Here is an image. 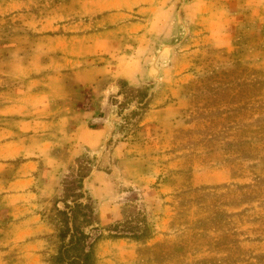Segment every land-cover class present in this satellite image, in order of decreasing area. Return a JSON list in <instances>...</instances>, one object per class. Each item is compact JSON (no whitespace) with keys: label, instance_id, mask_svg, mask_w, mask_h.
Segmentation results:
<instances>
[{"label":"rangeland","instance_id":"obj_1","mask_svg":"<svg viewBox=\"0 0 264 264\" xmlns=\"http://www.w3.org/2000/svg\"><path fill=\"white\" fill-rule=\"evenodd\" d=\"M93 90L113 111L76 157L36 184L0 165V264H51L71 181L95 264H264V0H0L7 110L58 131ZM140 220L142 241L108 230Z\"/></svg>","mask_w":264,"mask_h":264},{"label":"crops","instance_id":"obj_2","mask_svg":"<svg viewBox=\"0 0 264 264\" xmlns=\"http://www.w3.org/2000/svg\"><path fill=\"white\" fill-rule=\"evenodd\" d=\"M3 93L2 91L1 94ZM103 94L106 95L99 96L98 94L95 96L93 90V102L88 110L82 108L67 109L68 113L60 116L59 119L61 123L66 122V125L58 131L50 127L52 121L49 122L48 118L45 120L46 117L35 115L33 107H31L32 113L25 115L10 112L7 110L10 108L8 104L5 105L4 102H0V148H4V152H9L6 157L0 156V165L10 167L16 163L18 168H14L20 169L24 166V170L26 169V171L20 172L19 178L12 177L14 178L13 185L17 182L25 183L27 176L33 174L28 171L29 169L35 171L33 182L36 184L42 175L48 173L47 168L52 165L51 162L66 164L64 158L72 159L77 156L74 155L77 152L75 147L78 141L82 140L80 136L89 130L86 126L88 121L93 120L92 118L97 112H106L110 115L113 111V107H109L112 93L105 91ZM105 124L106 120L99 123L97 128L90 130L94 131L95 134H101ZM38 138L42 141V145L35 147L33 142ZM17 160H20V164L17 163ZM47 165L49 166L47 167ZM49 173L51 172L49 171ZM4 175L10 176V173L5 172ZM21 177H24V180Z\"/></svg>","mask_w":264,"mask_h":264},{"label":"trees","instance_id":"obj_3","mask_svg":"<svg viewBox=\"0 0 264 264\" xmlns=\"http://www.w3.org/2000/svg\"><path fill=\"white\" fill-rule=\"evenodd\" d=\"M82 177V176H81ZM67 198H74L72 205H65L63 211L57 210L60 219L59 241L60 246L57 252L51 257V264H95L94 244L101 238L91 237L84 232V228L94 223L93 209L84 199L81 188L76 181H71L65 187ZM84 199L85 202L81 200ZM126 221L124 224H116L108 230L112 232L115 239H128L142 241L149 237L148 227L139 221Z\"/></svg>","mask_w":264,"mask_h":264}]
</instances>
